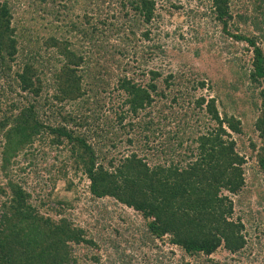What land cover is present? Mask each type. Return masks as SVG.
Segmentation results:
<instances>
[{"label":"trees","instance_id":"obj_1","mask_svg":"<svg viewBox=\"0 0 264 264\" xmlns=\"http://www.w3.org/2000/svg\"><path fill=\"white\" fill-rule=\"evenodd\" d=\"M198 1L225 35L245 45L246 65L234 58L203 73L191 64V73L148 66L163 53L152 36L160 10L170 13L161 0H0V264H80L77 246L100 248L63 210L55 218L41 213L45 202L19 178L28 170L75 193L87 182L91 201L109 199L142 217L147 244L165 242L194 262L217 264L210 257L220 250L245 253L244 224L230 196L246 189L247 158L264 172V0ZM12 2H28L29 10L16 17ZM111 83L122 108L99 131V100ZM203 89L212 96L196 97ZM236 91L242 94L234 101ZM68 104L75 107L66 111ZM185 104L178 126L189 125L190 115L213 124L191 146L183 148L172 132L170 157L152 165L134 151L106 149L116 147L117 131H152L151 110ZM99 256H90L93 264Z\"/></svg>","mask_w":264,"mask_h":264},{"label":"rangeland","instance_id":"obj_2","mask_svg":"<svg viewBox=\"0 0 264 264\" xmlns=\"http://www.w3.org/2000/svg\"><path fill=\"white\" fill-rule=\"evenodd\" d=\"M161 2L164 9H169L170 13L160 10L161 17L157 21V34L152 36L155 42L162 43L163 53L156 56L154 62L148 66L160 68L164 72L177 71L185 66L181 70L191 73L186 67V64H191L193 70L198 68V71L203 73L226 67V63L234 58L238 60V64H244L247 58L242 55L240 49L245 45L234 43L232 38L220 30V27L208 16L205 4H201L198 0H161ZM12 3L16 7V17H20L29 10L28 2ZM110 8L105 7L104 9L112 15L114 10ZM204 12L206 15L202 14ZM46 76L48 79L47 71ZM113 88L114 83H111L106 93H101L99 101L105 119L98 121L99 131L110 128V123L113 124L116 120L115 113L119 112L120 107L122 108L123 98L113 91ZM254 92L256 93V90ZM241 94L242 92L236 91L233 94L234 101H237ZM195 96L209 98L212 93L203 89L196 91ZM74 107L73 104H68L65 110L68 111ZM185 107L186 104L180 108L175 106L171 111L163 107V113L161 109L158 111V108L151 110L147 120L151 119L153 122L152 131L144 132L138 127L130 131L122 130L123 133L117 131L119 136L114 141L116 147L109 146L106 149L111 152V155L117 156H124L134 151L149 165L156 163L157 159L161 161L169 158L170 155L165 152L166 144L169 141L174 143L170 139L172 132L182 136L183 148H186L192 145L191 142L198 132H206L209 127L213 126L212 123H210L211 126L208 125L206 118L202 120L203 123L205 121L204 125L202 121L196 122V117L191 115L189 125L184 128L181 127L182 125L178 126V122L185 114ZM136 120V122L139 121V119ZM106 121L109 124L105 125ZM116 130L117 128H113L112 132ZM112 135L110 131L108 136ZM233 137L237 141L240 154L244 155L240 149L238 137L235 135ZM248 137L249 134L241 138L244 145L248 143ZM130 138L133 142L129 143L127 140ZM183 148L178 149L179 152H183ZM53 159V154H50L47 162L53 163ZM19 162L20 166H26L28 161L20 156ZM254 165L249 158L246 159L244 167L246 189L240 195L230 196L234 203V218H241L244 224L247 240L245 253L232 255L220 250L210 257L217 264H264V172L258 171L253 167ZM48 176L42 171L36 174L29 170L27 173H19V178L25 179L27 188L35 196L34 199L45 202V209H41L42 214L55 218L56 212L63 210L75 226L88 231V235L100 246L98 250L88 246H77L75 252L80 257V264H93L90 260L92 255H100L99 264H200L187 256L184 257L178 249L165 242L155 241L147 244L146 236L143 234L144 220L142 217L135 211L109 199L91 201L92 199L86 193L87 182L77 185V193H75V188L67 191L64 181H58L52 186L48 183ZM254 176L257 180H254ZM76 181L77 179L73 182L76 184ZM63 201L64 203L71 202V206L64 205ZM103 213H105L104 216Z\"/></svg>","mask_w":264,"mask_h":264}]
</instances>
